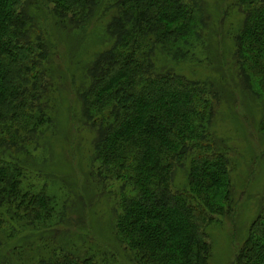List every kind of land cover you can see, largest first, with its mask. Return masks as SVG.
Instances as JSON below:
<instances>
[{
  "label": "trees",
  "instance_id": "trees-1",
  "mask_svg": "<svg viewBox=\"0 0 264 264\" xmlns=\"http://www.w3.org/2000/svg\"><path fill=\"white\" fill-rule=\"evenodd\" d=\"M47 1L56 19L77 26L104 0ZM239 1L245 5L235 38L239 75L244 88H262L264 0ZM201 2L110 1L103 9L110 44L90 67L91 83L83 92L92 163L98 164L103 181L121 180L118 240L145 264H207L205 222L224 210L231 193L229 160L213 147L206 128L218 91L212 82L175 70L184 62L199 63L192 50L207 25ZM27 5L0 0V225L7 213L36 236L15 244L0 264H98L73 247L54 244L47 219L55 210L53 197L23 183L24 157L39 146L49 122L48 51L35 34ZM186 161V184L176 186L175 169ZM218 187L224 189L222 201ZM4 229L0 248L15 230L7 228L8 234ZM235 264H264V209Z\"/></svg>",
  "mask_w": 264,
  "mask_h": 264
},
{
  "label": "rangeland",
  "instance_id": "rangeland-1",
  "mask_svg": "<svg viewBox=\"0 0 264 264\" xmlns=\"http://www.w3.org/2000/svg\"><path fill=\"white\" fill-rule=\"evenodd\" d=\"M25 1L34 18L35 34L41 35L48 51L44 67L49 122L39 146L25 153L23 183L53 197L55 210L47 219L53 225L50 231L55 233V245L73 247L98 264H145L143 259L132 257L130 249L118 240L121 180L103 181L100 177L98 164L92 163L90 156L92 136L83 116V92L91 83L90 67L111 40L103 9L112 0H104L92 17L77 26L56 19L53 4L47 0ZM201 3L207 25L202 42L192 50L199 63L184 62L175 70L212 82L218 91L206 128L213 147L229 160L226 181L231 193L224 210L212 213L208 225L205 222L204 239L207 264H235L255 218L264 209V87H257L259 91L256 86L244 88L238 71L241 63L235 58V38L245 19V5L239 0ZM261 65L264 67V61ZM188 164L186 161L184 168L175 169L174 185L186 184ZM216 189L217 200H221L224 189ZM2 216L5 222L0 228L8 234L7 228L15 230L1 246L0 259L15 244L24 245L36 236L34 229L20 228L17 217Z\"/></svg>",
  "mask_w": 264,
  "mask_h": 264
}]
</instances>
